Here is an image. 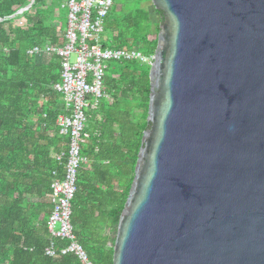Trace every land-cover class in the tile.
Segmentation results:
<instances>
[{"label":"water","instance_id":"95a60500","mask_svg":"<svg viewBox=\"0 0 264 264\" xmlns=\"http://www.w3.org/2000/svg\"><path fill=\"white\" fill-rule=\"evenodd\" d=\"M150 2L149 127L112 264H264V0Z\"/></svg>","mask_w":264,"mask_h":264},{"label":"trees","instance_id":"16d2710c","mask_svg":"<svg viewBox=\"0 0 264 264\" xmlns=\"http://www.w3.org/2000/svg\"><path fill=\"white\" fill-rule=\"evenodd\" d=\"M0 0V264H33V3ZM150 0H113L104 24L103 46L135 47L153 55L161 11ZM60 5V6H59ZM60 0H34V47L61 44L65 12ZM23 18L24 23H15ZM103 35V36H104ZM112 66V69H111ZM148 64L109 61L106 96L88 113L70 202L76 243L90 264H112L116 226L132 182L150 92ZM59 58L34 54V264H85L74 252L61 253L66 239L52 237L47 221L53 178L64 173L69 136L59 133L62 95ZM64 153L61 161L55 158ZM55 255L46 254L50 247Z\"/></svg>","mask_w":264,"mask_h":264},{"label":"built area","instance_id":"2783aa9c","mask_svg":"<svg viewBox=\"0 0 264 264\" xmlns=\"http://www.w3.org/2000/svg\"><path fill=\"white\" fill-rule=\"evenodd\" d=\"M112 5L113 0H62L61 7L67 10L64 40L42 49L34 47V53L56 55L60 60V82L52 85L63 99V112L58 115L56 123L59 133L69 136L63 177L53 178L50 184L49 199L53 208L47 228L52 237L70 242L60 251L62 254L74 252L85 264L90 263L73 234L70 202L76 190L78 168L87 161L81 155V144L86 136L83 131L88 113L97 109L102 97L106 96L103 80L109 61L139 60L149 65L153 61V55L145 56L135 47L103 46V39H106L104 24ZM28 52L32 54L33 48ZM63 156L61 152L55 159L61 161ZM45 252L55 255L52 244Z\"/></svg>","mask_w":264,"mask_h":264},{"label":"rangeland","instance_id":"374dc122","mask_svg":"<svg viewBox=\"0 0 264 264\" xmlns=\"http://www.w3.org/2000/svg\"><path fill=\"white\" fill-rule=\"evenodd\" d=\"M61 2H62V0H60V4H61ZM146 5H148V7H149V10L151 11V4H146ZM60 6V5H59ZM151 7V8H150ZM63 9H65V8H63ZM62 9V10H63ZM66 10V9H65ZM65 10H63L64 12H65ZM67 13V12H66ZM66 13H65V24H66ZM15 23L17 24V25H22V23H24V20H23V18H19L18 20H16L15 21ZM141 63H144V64H148V63H145V62H142V61H140ZM148 66H149V64H148ZM111 69H112V66H111ZM104 97H102V99H103ZM56 227H58V224L56 225ZM115 236V235H114Z\"/></svg>","mask_w":264,"mask_h":264},{"label":"crops","instance_id":"0c3cea01","mask_svg":"<svg viewBox=\"0 0 264 264\" xmlns=\"http://www.w3.org/2000/svg\"><path fill=\"white\" fill-rule=\"evenodd\" d=\"M66 17H67V13H66ZM63 34H64V32H63ZM63 38H64V37H63ZM41 53H43V52L34 53V54H41ZM32 54H33V53H32ZM45 54H46V53H45ZM59 68H60V60H59ZM60 69H61V68H60ZM58 82H60V74H59V81H58ZM58 82H57V83H58ZM62 103H63V99H62ZM62 103H61V104H62ZM61 104H60V105H61Z\"/></svg>","mask_w":264,"mask_h":264}]
</instances>
